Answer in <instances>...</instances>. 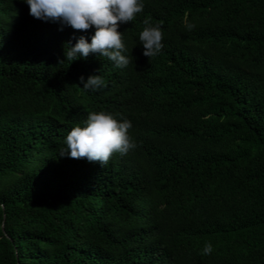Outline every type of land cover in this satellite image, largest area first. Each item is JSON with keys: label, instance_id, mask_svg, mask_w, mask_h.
I'll list each match as a JSON object with an SVG mask.
<instances>
[{"label": "trees", "instance_id": "1", "mask_svg": "<svg viewBox=\"0 0 264 264\" xmlns=\"http://www.w3.org/2000/svg\"><path fill=\"white\" fill-rule=\"evenodd\" d=\"M144 3L117 68L66 60L94 28L0 0V264H264V0ZM145 18L164 31L150 59ZM90 75L107 87L83 89ZM101 110L131 121L137 147L104 166L60 156Z\"/></svg>", "mask_w": 264, "mask_h": 264}, {"label": "clouds", "instance_id": "2", "mask_svg": "<svg viewBox=\"0 0 264 264\" xmlns=\"http://www.w3.org/2000/svg\"><path fill=\"white\" fill-rule=\"evenodd\" d=\"M29 7V15L45 22L58 23L60 31L71 27L74 31L87 32L94 28V34L89 42L86 36L73 37L65 43L64 55L67 61L87 58L97 54L113 62L117 68H124L132 62V57L126 55L128 49L124 42V32H120L121 24L132 23L144 10V0H21ZM143 29L139 33V42L143 45L145 57H156L162 51L164 31L162 22L153 24L150 18L143 20ZM188 31L196 25L185 20ZM64 61L61 60L60 63ZM85 90L97 91L107 87L106 81L100 75H90L85 81L79 78ZM113 114L101 110L93 111L83 121V126H74L66 136L65 147L60 156L67 155L72 159H87L106 165L113 155H126L137 147L136 141L129 134L132 123L126 118H117ZM5 206L0 204V209ZM213 245L205 244L201 254L210 255Z\"/></svg>", "mask_w": 264, "mask_h": 264}, {"label": "water", "instance_id": "3", "mask_svg": "<svg viewBox=\"0 0 264 264\" xmlns=\"http://www.w3.org/2000/svg\"><path fill=\"white\" fill-rule=\"evenodd\" d=\"M4 217H6V216H4Z\"/></svg>", "mask_w": 264, "mask_h": 264}]
</instances>
